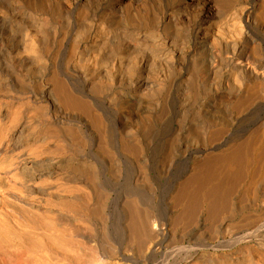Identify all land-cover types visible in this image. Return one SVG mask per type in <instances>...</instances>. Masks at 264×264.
Masks as SVG:
<instances>
[{"label":"bare ground","instance_id":"bare-ground-1","mask_svg":"<svg viewBox=\"0 0 264 264\" xmlns=\"http://www.w3.org/2000/svg\"><path fill=\"white\" fill-rule=\"evenodd\" d=\"M236 1L0 0V264H206L172 261L182 149L179 251L264 264V115L223 137L264 107V0Z\"/></svg>","mask_w":264,"mask_h":264},{"label":"rangeland","instance_id":"rangeland-1","mask_svg":"<svg viewBox=\"0 0 264 264\" xmlns=\"http://www.w3.org/2000/svg\"><path fill=\"white\" fill-rule=\"evenodd\" d=\"M239 1V0H238ZM236 1V2H238ZM244 5L245 4H248V6H251V1H249L248 3H243ZM252 31L255 33H259L258 30L256 28H253ZM186 69H185V72H189V66L187 67V64H186ZM4 97V98H3ZM2 98V99H1ZM5 98H6V101H5ZM0 100L2 101L3 100V103H7V101L9 100L8 97L4 96V95H1L0 97ZM219 103V101L216 99V105ZM213 104V102L209 105ZM5 106V105H4ZM3 106V107H4ZM261 109V110H260ZM258 110V111H257ZM257 112V113H256ZM260 113V114H259ZM264 115V107L262 106H257L255 107V109H253L244 119H242L240 122H237L235 123V127H234V131L231 132V133H228L230 134L228 136V134H224L223 137H226L229 142L230 140H232L233 138L235 137H239V136H242V134H244V132L246 131L247 128H249L248 126H250V124L252 122H254L257 117H261ZM256 117V118H255ZM170 119V118H169ZM249 121V122H248ZM173 122V123H172ZM178 121H176L174 118L170 119L168 121V128H169V131L172 133L173 131H175V133H179L178 136L180 138V145H184L187 140L186 138H188L187 136V130L190 126V121L186 120L185 123H183V126L181 125V123H178ZM180 124V125H179ZM241 124V125H240ZM182 126V127H181ZM241 127V128H240ZM243 127V128H242ZM186 128V129H185ZM179 129V130H178ZM173 130V131H172ZM233 133V134H232ZM238 135V136H237ZM182 136V137H181ZM228 136V137H227ZM186 141V142H185ZM184 143V144H183ZM218 143H222L221 140H216V141H211L209 144L210 146H213V145H217ZM208 145V144H207ZM206 145V146H207ZM201 147H205V145H201ZM217 148L216 147V152H217ZM182 152H183V149L177 153H174L173 156L171 158H173L174 160H171L170 159V162L169 164H171L170 169H169V173H168V178L166 180V185L164 186V190L163 193L165 192V195L167 196L166 199V207H167V220H168V223L170 224V228H171V232L173 233V235L175 236V240L173 241L172 245H171V249H172V261L178 259L182 262H185L184 260H187L189 259V257L193 256L192 254H194V259H192V261L190 262H195V261H204V263L206 264H216V236L210 240V239H207L206 241H208L209 243H215V248H214V245L213 247H206L204 251H199V252H192L191 254L189 253H186L185 251H179L181 250V248H184L186 247L187 245H189L193 240L191 239V237H187V238H184L182 237V235L184 234V223H180L179 221L176 220L177 216L179 215V211H180V206L177 205L176 203H172V198L173 196L175 195V193L177 192L176 190H178V188L180 187V185L182 183H184L186 181V179L188 178V176L190 175V172H191V169L193 168V162H192V159H191V155L190 153L187 154L186 156L182 155ZM180 155V156H178ZM190 155V156H189ZM177 156V157H176ZM184 156V157H183ZM180 157V158H179ZM190 158V159H189ZM184 159V160H183ZM187 161H186V160ZM180 160V161H179ZM182 160V161H181ZM177 163V164H176ZM189 163V164H188ZM173 164V165H172ZM192 164V165H191ZM188 167V168H187ZM172 168V169H171ZM189 171V172H188ZM184 176V177H183ZM170 177V178H169ZM183 178V179H182ZM186 178V179H185ZM181 183V184H180ZM179 186V187H178ZM175 205V206H174ZM173 209V210H172ZM170 211V212H169ZM236 217H240V214H237ZM174 218V219H173ZM203 221L205 222L204 225L201 226V231L204 233L205 237H208V235L211 234L212 232V224L209 223V222H206L204 219ZM217 225V223H216ZM175 229H173V228ZM179 228V229H178ZM204 228H207V229H204ZM204 229V230H203ZM211 231V232H210ZM178 235V236H177ZM224 234H221L219 233L218 235V238L221 239V237H223ZM228 238H230L229 235H227ZM183 239V241H182ZM178 241V242H177ZM236 241V242H235ZM235 244H233L231 242L230 246H228L226 249L224 248L222 250V252H227V250H229L228 252L230 251H233V250H236L238 247L241 246V243L240 241H237L235 240ZM240 243V244H239ZM180 244V245H179ZM184 244V245H183ZM174 245V246H173ZM176 245V246H175ZM210 245V244H209ZM183 246V247H182ZM212 246V245H210ZM237 246V247H236ZM177 247V249H176ZM236 247V248H235ZM214 248V249H213ZM234 248V249H233ZM232 249V250H231ZM181 252V253H179ZM176 253V254H175ZM186 253V254H185ZM197 253V254H196ZM178 254V255H177ZM215 256H214V255ZM190 255V256H189ZM211 255H213L211 257ZM210 256V257H209ZM179 257V258H178ZM201 258V259H199ZM155 263H157V261L155 260L154 261Z\"/></svg>","mask_w":264,"mask_h":264}]
</instances>
